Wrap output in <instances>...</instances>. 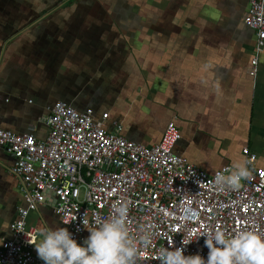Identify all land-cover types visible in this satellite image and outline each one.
I'll return each mask as SVG.
<instances>
[{
	"label": "crops",
	"instance_id": "obj_1",
	"mask_svg": "<svg viewBox=\"0 0 264 264\" xmlns=\"http://www.w3.org/2000/svg\"><path fill=\"white\" fill-rule=\"evenodd\" d=\"M250 0H0V126L47 136L56 100L109 110L126 137L151 145L175 119V151L213 172L245 160L264 167V50L250 67L256 33ZM14 157L0 150V243L26 205ZM54 199L28 226L67 227Z\"/></svg>",
	"mask_w": 264,
	"mask_h": 264
},
{
	"label": "built area",
	"instance_id": "obj_2",
	"mask_svg": "<svg viewBox=\"0 0 264 264\" xmlns=\"http://www.w3.org/2000/svg\"><path fill=\"white\" fill-rule=\"evenodd\" d=\"M244 22L256 33L248 69L255 78L264 50V0H250ZM110 119L109 110H80L59 99L42 119L49 129L43 139L0 126V150L14 157L11 171L21 179L26 201L10 223L11 236L0 243V264H43L36 252L39 230L28 226L27 217L47 198L78 240L113 214L114 202L126 203L137 264H159L161 247H180L189 235L194 240L184 246L185 254L207 258L202 232L264 234V167L248 146L242 151L251 177L239 189L221 190L214 178L232 165L209 172L176 153L182 133L175 119L151 145L126 137L123 122ZM141 226L152 234L147 243L139 239Z\"/></svg>",
	"mask_w": 264,
	"mask_h": 264
},
{
	"label": "clouds",
	"instance_id": "obj_3",
	"mask_svg": "<svg viewBox=\"0 0 264 264\" xmlns=\"http://www.w3.org/2000/svg\"><path fill=\"white\" fill-rule=\"evenodd\" d=\"M248 163L244 160L217 173L215 185L221 190L239 189L242 181L252 175ZM113 209V214L97 221L83 239L78 240L68 227L43 228V238L36 245L38 257L43 264H137L139 249L127 223L128 205L117 201ZM139 232L142 243L151 240L152 234L143 226ZM200 236L205 237L204 245L209 249L207 258L199 252L185 254L184 246L194 240L189 235L180 247H161L159 264H264V234L254 229L230 235L222 230L206 231Z\"/></svg>",
	"mask_w": 264,
	"mask_h": 264
},
{
	"label": "rangeland",
	"instance_id": "obj_4",
	"mask_svg": "<svg viewBox=\"0 0 264 264\" xmlns=\"http://www.w3.org/2000/svg\"><path fill=\"white\" fill-rule=\"evenodd\" d=\"M63 100H66V98H63Z\"/></svg>",
	"mask_w": 264,
	"mask_h": 264
}]
</instances>
